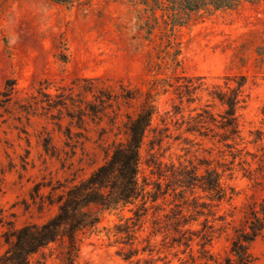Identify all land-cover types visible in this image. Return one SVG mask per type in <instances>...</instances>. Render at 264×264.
I'll return each instance as SVG.
<instances>
[{
	"label": "rangeland",
	"instance_id": "374dc122",
	"mask_svg": "<svg viewBox=\"0 0 264 264\" xmlns=\"http://www.w3.org/2000/svg\"><path fill=\"white\" fill-rule=\"evenodd\" d=\"M162 32L160 12L153 16L139 0H0V234L8 223L20 227L52 216L56 198L124 139L126 116L140 104L139 99H119L106 115L78 121L59 118L56 109L47 108L57 93L70 92L77 105L87 78H96L101 86L143 91L153 79L177 84L176 77L186 76L202 83L193 102L180 103L172 87L155 96L138 176L156 179L165 167H195L198 174L215 167L228 196L217 206L221 220L216 224L223 228L206 248L216 259L227 253L234 229L264 196V0L203 11L170 35ZM224 75L245 78L244 101L237 110L240 136L231 149L210 132L204 136L186 130L193 124L190 117L206 104L212 112L220 111L208 93L223 84ZM10 86L11 93L3 96ZM86 99H92L90 94ZM74 110L70 108L76 115ZM45 141L49 152L43 149ZM195 193L206 199L200 190ZM131 208L104 212L96 229L82 236L70 264H129L117 255L121 245L113 243V226L120 217L131 216ZM202 220L198 217L192 227L199 228ZM150 230L148 219L137 233L139 245ZM161 238L150 239L154 258L166 255L171 264L186 259L185 254L174 256L176 249L162 248ZM5 247L0 238V254ZM197 249L192 242L195 256ZM251 250L256 264H264V230ZM69 261L63 242L56 241L28 264Z\"/></svg>",
	"mask_w": 264,
	"mask_h": 264
},
{
	"label": "trees",
	"instance_id": "16d2710c",
	"mask_svg": "<svg viewBox=\"0 0 264 264\" xmlns=\"http://www.w3.org/2000/svg\"><path fill=\"white\" fill-rule=\"evenodd\" d=\"M139 1L153 16L156 10L160 12L162 34L165 36L188 24L200 12L234 9L242 0ZM164 53L169 54V51ZM160 65L156 64L157 67ZM222 79L223 84L213 85L208 93L212 104L217 103L221 107L220 111L214 113L208 109L211 105L206 104L190 117L193 124L186 130L204 136L210 132L212 137H217L231 149L235 148L240 136L237 110L244 101L245 78L242 75H224ZM84 80L88 84L80 88L84 96L80 97L77 105L70 92H61L55 95L57 99L46 104L47 108L56 109L59 118L65 115L71 120L83 121L84 117L106 115V109L118 103L119 99L124 102L139 99V107L133 115L126 116L124 139L112 144L103 163L56 198L57 209L52 216L43 222L20 227L7 224L0 234L6 246L0 254V264H28L32 255L56 241L63 242L70 264L77 256L82 236L96 229L102 214L129 205L134 206L130 209L132 215L120 217L113 226V243L121 245L117 255L129 264H157L158 261L171 264L166 255L155 258L152 255L154 247L150 239L155 235H161L162 248L176 249L174 256L179 253L186 255V259H178L179 264H195L196 260H202V264H256L251 247L264 230V196L249 206L245 221L234 229L227 253L216 259L206 246L223 228V225L216 224L221 220L217 206L228 196L221 183V173L215 167H208L204 173L198 174L195 167L183 166L159 169L156 179H139L138 176L140 148L156 110L155 96L160 90L165 91V87H172L180 103L183 99L187 103L193 102L192 95L202 86L197 82L199 78L178 76L177 84L171 79H153L143 91L127 89L121 84L117 89L101 86L96 83V78ZM11 90L10 86L3 96H8ZM88 94L92 99H86ZM70 108H75L76 115ZM42 146L45 152L51 150L47 141ZM197 189L205 194L204 201L195 193ZM200 216L203 217L200 227L193 228ZM148 219L151 230L142 239L144 244L139 245L137 233ZM192 242L198 246L196 256L192 252Z\"/></svg>",
	"mask_w": 264,
	"mask_h": 264
}]
</instances>
